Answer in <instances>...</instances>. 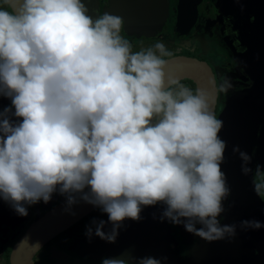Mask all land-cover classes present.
Segmentation results:
<instances>
[{"label":"clouds","instance_id":"obj_1","mask_svg":"<svg viewBox=\"0 0 264 264\" xmlns=\"http://www.w3.org/2000/svg\"><path fill=\"white\" fill-rule=\"evenodd\" d=\"M88 12L82 0L0 3V96L11 100L0 111V198L27 216L25 204L48 203L57 188L69 205L83 193L81 199L108 215L111 232L100 221L95 235L110 243L122 221H138L142 206L161 202L162 219L186 221L189 233L208 242L233 237L236 226L217 219L230 190L220 168L223 122L207 93L171 77L165 82L164 57L172 53L163 42L133 52L121 35V17L93 19ZM231 87L225 78L217 91ZM233 151L250 173L251 157ZM253 183L264 199L259 165ZM262 226L241 222L245 229Z\"/></svg>","mask_w":264,"mask_h":264},{"label":"flooded vegetation","instance_id":"obj_2","mask_svg":"<svg viewBox=\"0 0 264 264\" xmlns=\"http://www.w3.org/2000/svg\"><path fill=\"white\" fill-rule=\"evenodd\" d=\"M263 1L199 0L196 20L189 25L192 23L190 16L194 14V9L180 7V0H167L168 14L162 26L128 30L123 23L121 35L130 41L133 52L146 50L157 42H163L172 53L164 57L166 62L181 56L206 62L212 68L217 90L227 78L232 87L226 94L218 93L215 112L218 117L226 96L252 83V49L256 43H264V35H256L254 20L256 13L258 16L264 15L261 6ZM82 2L86 4L88 14L93 19L104 13L123 19L122 15L127 12L123 7H114L113 3L117 2L115 0ZM179 11L189 15L185 26H177ZM153 12L158 13L160 10ZM247 45L249 49L246 51ZM176 81L190 88L193 93L198 90L197 82L190 77ZM10 105L9 98L0 96V111ZM11 119L16 120L15 117ZM261 140L264 149V139ZM65 199L67 194L61 195L57 188L48 203L41 200L33 205L25 204L28 214L20 216L8 202L0 198V264H15L17 246L29 228ZM166 207L162 202L142 206L138 221L126 218L121 222L114 243L95 235L100 221L105 222L102 231L106 234L113 228L108 215L97 207L47 240L34 253L33 263L102 264L108 258L124 259L128 264H138L140 259L152 257L161 260V264H264L263 239H255L253 233L246 231L241 236L235 232L231 239L226 237L220 241L205 243L199 238L183 237L178 224H173L166 217L162 219ZM237 227L238 225L235 228ZM89 228L92 229L91 237L86 235Z\"/></svg>","mask_w":264,"mask_h":264},{"label":"water","instance_id":"obj_3","mask_svg":"<svg viewBox=\"0 0 264 264\" xmlns=\"http://www.w3.org/2000/svg\"><path fill=\"white\" fill-rule=\"evenodd\" d=\"M114 7H123L127 11L122 15L124 26L128 30L141 27H160L167 19V0H115ZM199 0H180L179 6L187 9L192 7L194 14L190 16L193 24L196 20V7ZM264 9V1L261 4ZM160 10L154 13V10ZM189 15L179 11L177 26H185ZM256 35H264V15L255 14ZM243 38V34L241 36ZM262 40V38H260ZM244 45V42H241ZM249 46H246V51ZM253 71L250 76L252 83L226 96L223 109L217 119L223 122L218 133L221 140L226 143L224 159L220 165L225 174L229 195L222 200L224 211L217 217L221 226L238 225L235 232L243 236L244 232L253 233L255 239H263L264 226L259 229L242 228V221H259L264 225V200L254 190L253 177L257 166L264 165V149L261 139H264V43L258 42L252 49ZM246 55V54H245ZM165 82L168 77L175 80L184 77L194 79L198 89L207 93L212 111L216 112L218 91L212 68L203 61L190 57H175L167 61L165 67ZM262 128V129H261ZM245 152L251 157L247 164L252 171L245 175L242 171V161L239 152L234 148ZM90 192L85 188L84 193ZM76 203L69 205L65 199L57 208L37 219L26 232L17 246V258L15 264H34V253L51 237L57 234L65 226L80 219L93 211L96 206L81 199L83 193H76ZM183 220V218H182ZM186 222V221H184ZM184 222L178 224L181 236L199 238L205 243L206 240L189 233L184 227ZM197 228L202 227L199 223ZM253 237V236H251ZM231 239L232 237H227ZM223 240V239H222ZM220 241V240H217ZM215 242V241H212ZM154 255V254H153Z\"/></svg>","mask_w":264,"mask_h":264},{"label":"rangeland","instance_id":"obj_4","mask_svg":"<svg viewBox=\"0 0 264 264\" xmlns=\"http://www.w3.org/2000/svg\"><path fill=\"white\" fill-rule=\"evenodd\" d=\"M262 171H264V165H263V167H262Z\"/></svg>","mask_w":264,"mask_h":264}]
</instances>
